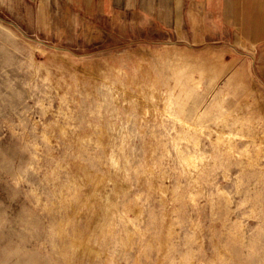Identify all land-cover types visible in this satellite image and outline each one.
<instances>
[{"label": "rangeland", "instance_id": "374dc122", "mask_svg": "<svg viewBox=\"0 0 264 264\" xmlns=\"http://www.w3.org/2000/svg\"><path fill=\"white\" fill-rule=\"evenodd\" d=\"M165 1L0 0V264H264V37Z\"/></svg>", "mask_w": 264, "mask_h": 264}, {"label": "crops", "instance_id": "0c3cea01", "mask_svg": "<svg viewBox=\"0 0 264 264\" xmlns=\"http://www.w3.org/2000/svg\"><path fill=\"white\" fill-rule=\"evenodd\" d=\"M85 7H93L101 9V14H109L110 12L118 13V5L122 3L129 11H125V14L136 13L134 8L145 10L156 15H160L162 21H166L163 10L165 9L162 0L161 6L157 10L149 9L153 8L155 0H83ZM133 1V2H132ZM139 1V2H138ZM154 1V2H153ZM183 1H176L178 5V14L181 15L183 10ZM212 6L215 0H207ZM93 2V4H91ZM152 2V3H151ZM223 11L222 14L229 18L231 24L240 25V28L250 38L264 37V3L263 0H222ZM169 5V4H168ZM215 5V3L213 4ZM171 7V6H170ZM186 6L184 7V10ZM104 11V13H103ZM123 15V12L118 13Z\"/></svg>", "mask_w": 264, "mask_h": 264}]
</instances>
